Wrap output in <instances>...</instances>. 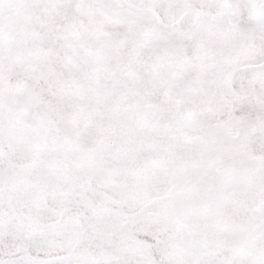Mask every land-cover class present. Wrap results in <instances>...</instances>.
Wrapping results in <instances>:
<instances>
[{"label":"snow or ice","instance_id":"1","mask_svg":"<svg viewBox=\"0 0 264 264\" xmlns=\"http://www.w3.org/2000/svg\"><path fill=\"white\" fill-rule=\"evenodd\" d=\"M0 264H264V0H0Z\"/></svg>","mask_w":264,"mask_h":264}]
</instances>
